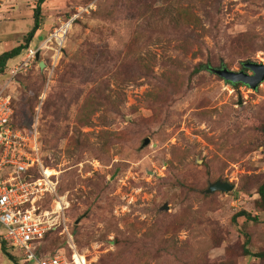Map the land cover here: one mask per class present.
I'll return each instance as SVG.
<instances>
[{"label": "rangeland", "instance_id": "obj_1", "mask_svg": "<svg viewBox=\"0 0 264 264\" xmlns=\"http://www.w3.org/2000/svg\"><path fill=\"white\" fill-rule=\"evenodd\" d=\"M36 1L0 5V54L23 42ZM178 2L42 5L29 47L73 18L57 66L47 71L53 52L44 49L7 94L13 125L29 132L39 117L41 157L57 184L39 204L64 202L50 252L68 255V241L80 264H264L243 252L244 235L246 249L264 251V81L251 90L194 73L198 64H264V0ZM23 53L6 63L1 87ZM217 180L234 189L206 194ZM241 210L257 222L232 223ZM7 248L13 259L0 249V264H33Z\"/></svg>", "mask_w": 264, "mask_h": 264}, {"label": "built area", "instance_id": "obj_2", "mask_svg": "<svg viewBox=\"0 0 264 264\" xmlns=\"http://www.w3.org/2000/svg\"><path fill=\"white\" fill-rule=\"evenodd\" d=\"M6 1L0 0V5ZM72 21L73 18L61 22L46 40L38 46L28 47L0 88V226L5 229V235L0 240L20 252L25 263L80 264L78 258L81 256L73 243L67 240L70 255L66 251L50 253L44 249L43 240L47 232L55 231L60 225L58 219L64 202L61 197L57 201L53 199L54 207L51 209H44L39 204L46 196H55L57 185L53 176L46 174L47 168L41 157L39 117L38 114L33 117L29 132L14 127L12 99L7 94V88L15 77L24 74L37 62V52L40 55L44 49L53 52L47 71L50 74L54 71ZM48 44H53V48H49ZM63 229L66 239H69L67 228L64 226Z\"/></svg>", "mask_w": 264, "mask_h": 264}, {"label": "trees", "instance_id": "obj_3", "mask_svg": "<svg viewBox=\"0 0 264 264\" xmlns=\"http://www.w3.org/2000/svg\"><path fill=\"white\" fill-rule=\"evenodd\" d=\"M44 2H45V0H37L36 1V5H35V7L33 9V12H32L33 25H32L31 30L27 34H25L23 42L21 44H19L18 46L12 48L11 50L0 54V74H3V72L5 70V67H6V63L9 60L20 56L29 47L30 42L32 41V39L34 38L36 32L40 28V24H41V8H42V5L44 4ZM179 2H180V0H179ZM209 67H211L209 65V63L204 64V65L203 64H198V66L194 70V73H198L199 71H207V72H209V70H208ZM211 68H213V67H211ZM40 75H42V74H40ZM42 76H39V78L41 79ZM229 85L235 88L238 84H236V85L229 84ZM239 85H241V84H239ZM241 86H243V85H241ZM14 127L18 128V129H21L20 126H15L14 125ZM257 193H258V196H259V202L262 205V207L264 208V184H262L257 189ZM239 218H243L246 222H253V223H256L257 220H258L256 217H252L250 213L241 210V211L235 213L231 217V222L235 224L237 219H239ZM53 232L54 231L47 232V234L45 235V238L43 240V244H44L43 246H44V249L47 252H50V251L46 247V241H47L48 236L50 234H52ZM244 237H245V241H244V244H243V252H244V254L248 255L250 257H254L256 259H262L263 260L264 259V251L263 252H259V253H251L248 249L245 248L248 245L249 237H248V235H244ZM7 245H8L7 243H5V242L0 240V249H1L2 253L6 257H8L10 260H12L13 257H12V254L8 251ZM50 253H52V252H50ZM70 253L71 252L69 251L68 255H70Z\"/></svg>", "mask_w": 264, "mask_h": 264}, {"label": "water", "instance_id": "obj_4", "mask_svg": "<svg viewBox=\"0 0 264 264\" xmlns=\"http://www.w3.org/2000/svg\"><path fill=\"white\" fill-rule=\"evenodd\" d=\"M36 61L40 59V53H36ZM46 65L43 62L39 63V68L43 69ZM209 72L219 77L225 83L236 85L241 84L248 87L251 90H256L257 87L264 81V64L256 63L252 61H245L241 64V69L239 71L229 70L224 66L217 68H208ZM241 104V101L238 102ZM150 140L145 138L142 142V147L148 146ZM234 189V185L229 184L225 181L217 180L213 183L208 184L207 189L205 190L206 194H212L215 192L228 193ZM166 210V206L162 208Z\"/></svg>", "mask_w": 264, "mask_h": 264}, {"label": "crops", "instance_id": "obj_5", "mask_svg": "<svg viewBox=\"0 0 264 264\" xmlns=\"http://www.w3.org/2000/svg\"><path fill=\"white\" fill-rule=\"evenodd\" d=\"M3 28L8 29V26L7 27L4 26ZM10 29H12V28H10ZM11 34H13V32H7L6 34H4V36H1V38H8V37H10ZM0 88H1V86H0Z\"/></svg>", "mask_w": 264, "mask_h": 264}]
</instances>
